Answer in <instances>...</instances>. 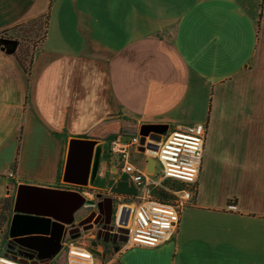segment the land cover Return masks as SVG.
I'll list each match as a JSON object with an SVG mask.
<instances>
[{
	"label": "crops",
	"instance_id": "0c3cea01",
	"mask_svg": "<svg viewBox=\"0 0 264 264\" xmlns=\"http://www.w3.org/2000/svg\"><path fill=\"white\" fill-rule=\"evenodd\" d=\"M40 17L49 27L30 68L0 45V201L11 203L0 255L21 184L134 206L145 190L121 175L111 184V139L144 124L167 133L195 110L203 162L173 239L125 247L96 228L75 240L99 264H264V0H0L4 36ZM74 140L108 160L87 185L66 179Z\"/></svg>",
	"mask_w": 264,
	"mask_h": 264
},
{
	"label": "built area",
	"instance_id": "2783aa9c",
	"mask_svg": "<svg viewBox=\"0 0 264 264\" xmlns=\"http://www.w3.org/2000/svg\"><path fill=\"white\" fill-rule=\"evenodd\" d=\"M206 135L207 123L194 122L176 125L160 141L148 135L143 144L141 133L130 136L117 134L111 139L109 156L114 159L116 167L145 190L142 200L129 206L131 214L125 247H155L173 239L180 223L181 211L195 198ZM150 143L158 144V148H151ZM142 146H145V151L141 150ZM133 151L154 157V172H150L148 167L143 169L134 164ZM155 192L162 196H155ZM62 243L69 245L68 264H97L96 253L83 242L64 239ZM21 258L8 250L6 254L0 255V264H32L23 262Z\"/></svg>",
	"mask_w": 264,
	"mask_h": 264
},
{
	"label": "water",
	"instance_id": "95a60500",
	"mask_svg": "<svg viewBox=\"0 0 264 264\" xmlns=\"http://www.w3.org/2000/svg\"><path fill=\"white\" fill-rule=\"evenodd\" d=\"M19 40L0 37L1 48L9 53H13L19 46ZM158 127H166L167 125H153L144 124L141 129L142 143L146 141L149 131L157 130ZM160 141V140H159ZM73 149L78 148V142L73 141ZM83 142V141H79ZM82 148L87 151V157L83 163L84 177H81L80 169L81 162L78 158L73 159V153L67 165L66 179L74 181L80 185H87L90 173L95 176L99 172L102 159L105 158L103 146H96L95 141H87L81 143ZM86 146V147H84ZM149 146L153 149L158 148V144L150 143ZM145 151V146L141 147ZM156 167V159L152 156L148 158V170L154 172ZM79 176V177H78ZM102 196V195H99ZM93 201L88 200L81 192L73 190L56 189L49 187H41L34 185L21 184L14 203V214L12 216L8 242V249L15 253V257L20 255L21 260L25 263L35 259L41 247H49L48 255L42 260L38 256L37 260L31 261L32 264H48V260L56 254L62 246V239L65 234L66 225L75 224L76 213L83 208L84 205H93ZM131 210L127 206H123L119 210L118 232L128 234L129 230L126 227L129 222ZM112 220H95L88 226H84V230L94 229L95 226L103 223V228L109 227L110 230L114 229L111 225ZM83 221L80 222V226ZM102 229L97 230L98 238ZM117 235V234H116ZM81 236V227L74 237ZM108 241V239H106ZM125 238H120V241H126ZM113 242H117L114 240ZM96 242H93L95 244ZM41 256V255H40Z\"/></svg>",
	"mask_w": 264,
	"mask_h": 264
},
{
	"label": "rangeland",
	"instance_id": "374dc122",
	"mask_svg": "<svg viewBox=\"0 0 264 264\" xmlns=\"http://www.w3.org/2000/svg\"><path fill=\"white\" fill-rule=\"evenodd\" d=\"M45 21H46V19H45V17H43L42 21H41L42 22L41 28L38 26L37 30H36V28L34 29V25L30 24L31 22H33V20H32L29 23H27L26 25L25 24L17 25L16 27L12 28L11 30H9V34H10V36L14 35V36H16V37L18 36L20 38L21 50H22V48H25L28 45L27 44V39L30 38L31 36H33V34H34L33 32L34 31L35 32L36 31H41L42 33H44L46 31ZM36 24H38V23H36ZM33 39H34V37H33ZM182 121H185L184 123H194V122L201 121V120H199L198 112L195 111V110H192L190 113L182 114L181 122ZM176 125L177 124H174V125L170 124L169 130L174 129ZM140 132H141L140 128H134V129L130 130L128 133H129V135H138V134H140ZM162 135H163V133L155 132V131L149 133V136L155 141L161 140ZM104 137L106 139L105 141L107 143L106 146H107V150H108L109 149V136H104ZM73 139H87V138H76V137H73ZM110 158H112V157L110 156ZM144 158H145V156H144L143 152L138 153L136 151H133L132 162L134 164L138 165L141 168L144 167ZM102 160H103V163L108 165V160H107L106 157L103 158ZM113 161H114V159H113ZM157 169L158 170L160 169V164H158V168ZM120 175H121L122 178H126V177L129 178L130 177L128 174L123 173L122 171H120V173H118V174L111 173V184L114 185V180L115 179H119ZM155 177H158V175H155ZM123 180H125V179H123ZM139 187L143 188L142 186H139ZM142 194H143V192H142ZM153 194H156L155 196H157V197L158 196H162V195H160V193H156V192L153 193ZM170 199H171V197H170ZM119 203H121L120 200L118 202H116V208H117L116 209V213L119 211V208H120V207H118ZM126 206H128V205H126ZM116 213H115V217L117 216ZM7 236L9 237V232L7 233ZM7 239L8 238H5L6 243H7ZM85 240L86 239H83V242ZM68 241L70 242V240H68ZM69 242H68V244H69ZM68 244L62 243V246L59 249V251L52 256L53 258H52L50 264H68V251H69V245ZM101 259H102V256H101L100 252H97L96 253V262H97V264L100 263Z\"/></svg>",
	"mask_w": 264,
	"mask_h": 264
},
{
	"label": "flooded vegetation",
	"instance_id": "af4514ba",
	"mask_svg": "<svg viewBox=\"0 0 264 264\" xmlns=\"http://www.w3.org/2000/svg\"><path fill=\"white\" fill-rule=\"evenodd\" d=\"M157 130H159L160 132H163V131H161L162 129H157ZM79 152L80 153L78 154V150H74L72 157H73V159L78 158L79 161L81 162L80 166H81V168H83L84 167L83 163L87 157V151L85 149H83V150L80 149ZM98 200L100 202L98 204H96L98 201L97 202L95 201V204H93V205H84L83 206V208H85L87 211L81 217L76 218L75 224L66 225L65 234H64V237L62 239V242L64 239H76L74 237V235L77 234L79 227H81V235L83 234V232L85 233L88 231H92L96 228H97V230L102 229V231L100 232V240L106 241V239H108V241H106L108 243H112L114 240L118 241V240H120V238H125V236L128 237V234H126V233H122V232L117 233L118 225L116 223V217H115V213H116V209H117L116 208V201L110 197L98 198ZM93 203H94V201H93ZM106 219L112 220L111 225L114 226V229L110 230L109 227L103 228V223L99 224L98 226H95V228L91 229V230H84L83 229L84 226L90 225L95 220H106ZM82 221H83V224L80 226V222H82ZM97 235H98V233H97ZM48 251H49V247H44V246L41 247V249L39 250L35 259H32L31 261L37 260L38 256L42 257V260H44L45 256H47ZM52 258L53 257H51L48 260V264L51 263Z\"/></svg>",
	"mask_w": 264,
	"mask_h": 264
},
{
	"label": "trees",
	"instance_id": "16d2710c",
	"mask_svg": "<svg viewBox=\"0 0 264 264\" xmlns=\"http://www.w3.org/2000/svg\"><path fill=\"white\" fill-rule=\"evenodd\" d=\"M42 18H37L35 20H33V22H31V25H34V29L36 28V30L38 29V26L41 28L42 25ZM38 23V24H36ZM26 25V24H25ZM45 27H46V31L44 33H42L41 31H34L33 33L35 34V37L38 39L37 40H32L31 38H33V36H31L30 38L27 39V46L25 48H22L21 50V43H20V38L17 36H4L2 34H0V37H7V38H12V39H16L19 40V46L16 49L15 52H13V54L17 55V57L19 58V61L21 63V65L25 68V70H27L28 68H30L33 64V60L35 57L36 52L40 49L38 48V46H40L39 44L43 41H45L47 32H48V27H49V21L48 19H46L45 21ZM163 127H158L157 129H162ZM0 205H1V209H0V224L2 227H4L5 223L8 221V216L6 214L7 212V208H10L11 203L8 202L7 198H4L0 201Z\"/></svg>",
	"mask_w": 264,
	"mask_h": 264
}]
</instances>
